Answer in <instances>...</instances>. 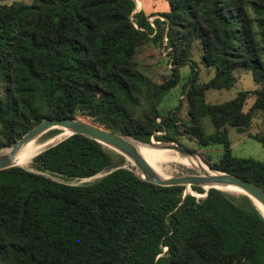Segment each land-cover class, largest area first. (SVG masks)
<instances>
[{"label": "trees", "instance_id": "trees-1", "mask_svg": "<svg viewBox=\"0 0 264 264\" xmlns=\"http://www.w3.org/2000/svg\"><path fill=\"white\" fill-rule=\"evenodd\" d=\"M166 1L160 13L137 11L136 0L0 3V149L46 117L81 114L144 142L182 134L220 145L211 167L264 189V162L233 154L230 136L264 111V0ZM149 41L171 49L174 67L162 83L138 66ZM186 65V118L179 106L162 114ZM200 65L213 71L208 81H198ZM240 70L255 88L207 100L210 90L232 89ZM250 136L264 146L263 135ZM32 160L38 171L0 170V264H264V216L248 196L192 185L207 192L197 197L185 185L155 184L79 133ZM103 172L84 184L50 176Z\"/></svg>", "mask_w": 264, "mask_h": 264}, {"label": "rangeland", "instance_id": "rangeland-1", "mask_svg": "<svg viewBox=\"0 0 264 264\" xmlns=\"http://www.w3.org/2000/svg\"><path fill=\"white\" fill-rule=\"evenodd\" d=\"M14 1L19 0H0V3H12ZM28 1V0H26ZM137 6L136 10L144 9L147 12H163L168 9V3L166 0H136ZM144 5V6H143ZM155 16H151L150 19L153 20ZM137 62L139 68L148 76H150L157 83H162L166 76L172 73V69L174 67L173 58L171 55V49L164 45H156L153 41H149L144 43L138 49ZM192 74V68L189 65L182 66L180 68V80L176 87H174L167 96L164 97L163 101L160 104V111L162 114H166L169 110L175 109L179 106L180 116L186 118V97L185 93L182 92V85L187 83L190 79V75ZM213 75V71L206 67L200 65L197 79L199 82L208 81ZM238 82L234 85V87L230 90H210L207 92V100L212 103H220L226 100L231 99L235 96V94L242 89H253L256 87L254 81L252 79V75L250 72L246 70H240L238 72ZM249 105V104H248ZM78 116H84L79 114ZM76 116V117H78ZM88 120H92L90 117L85 116ZM206 124L209 130H212V126L209 120L206 119ZM260 134L264 136V111H257L254 114L251 125L244 132H239L236 129H232L230 132L231 140H232V151L233 154L240 157H252L257 160L264 162V146L262 143L250 135ZM56 135V134H55ZM54 136V134H43L41 136L42 140H47ZM154 144L157 140L154 138ZM151 140V141H152ZM160 141V140H158ZM59 142V141H58ZM177 142L183 147L193 151L197 155V157L204 163L207 167H211V163H215L219 160L222 154V147L220 145H201L198 143L196 139H190L187 135H179ZM54 144V142H53ZM52 145V144H51ZM112 151V150H111ZM117 153V151H113ZM169 157L172 156L174 159H167L161 162V168L163 173L168 175L169 177L173 175H178L182 173H198L194 167H191L188 164L182 162L178 157V153H176L173 149L168 148ZM165 155V156H166ZM126 159V158H125ZM33 160L29 162L26 166H21L30 170L38 171L33 166ZM20 166V165H19ZM124 166H133L136 167L133 163L129 161H125ZM213 169V168H212ZM107 172L99 173L90 178L83 179H66L58 175H50L51 177L68 182L71 184H84L88 182L95 181L96 179L102 177ZM187 188V187H186ZM187 192H191L197 197H204L205 193H199L194 191L193 189H187ZM229 193V192H228ZM231 194V193H230ZM239 197L238 195H236ZM238 202H241L240 199H237Z\"/></svg>", "mask_w": 264, "mask_h": 264}, {"label": "water", "instance_id": "water-1", "mask_svg": "<svg viewBox=\"0 0 264 264\" xmlns=\"http://www.w3.org/2000/svg\"><path fill=\"white\" fill-rule=\"evenodd\" d=\"M86 118L85 116L78 117H65V118H44L40 123L32 127L25 134H23L19 139L13 142L10 146L3 147L0 149V170L9 168L12 166H19L14 163V158L19 154V151L25 147L30 141L41 137L43 134L47 133L51 129H58V127H65L71 130V133L66 137L79 133L83 134L89 138L95 139L100 142L104 147L106 145L114 148L118 153L122 154L125 158H130L136 168H138L141 172H136L143 179L153 182L155 184L163 185V186H171V185H185L187 193V189H192V185L201 186L206 191L209 188H218L223 190L218 185H234L242 188L248 194V197L252 200V202L256 205V207L260 210L262 215L264 216V212L259 207L258 204L264 207V189L257 184L239 177L237 175L228 173L226 171L212 169L209 167V170L218 172L217 174H209V173H182L178 175H173L169 179L161 178L153 167L142 157V155L137 150L136 145L133 141L137 143H143L147 145H155L154 140L151 142L141 141L131 135L123 134L119 131H114L101 125L99 123L94 122L93 120H83ZM65 137V138H66ZM64 139V138H63ZM62 139V140H63ZM154 139V138H152ZM61 141V140H60ZM165 145L167 148H171L178 152L181 155H196L191 150L183 147L177 142L172 141H158ZM58 142L47 146L43 150L57 144ZM8 149L7 152H2V150ZM41 150L40 152H42ZM39 152V153H40ZM206 186H208L206 188ZM224 191V190H223ZM207 195V192L204 196Z\"/></svg>", "mask_w": 264, "mask_h": 264}, {"label": "bare ground", "instance_id": "bare-ground-1", "mask_svg": "<svg viewBox=\"0 0 264 264\" xmlns=\"http://www.w3.org/2000/svg\"><path fill=\"white\" fill-rule=\"evenodd\" d=\"M83 120L86 121L87 118H83ZM58 129L60 130V132H58L56 135L52 136L51 138H49L47 140H42L41 137H39V138H36V139L30 141L25 147H23L19 151V154L17 156H15L14 163L16 165L26 166L29 162H31V160L34 158V156H36L41 150H43L47 146L53 144V142L56 143V142L62 140L63 138H65L67 135H69L71 133V130L68 128H65V127H58ZM133 143L136 145L137 150L142 155V157L153 167V169L156 171V173L161 178L169 179L172 177V176L169 177L168 175L164 174L163 170L161 168V162L163 160L174 159V158H172V156L169 157L168 155H166V154H168V148L165 147L164 144H162L160 142H156L155 145L151 146V145H147V144H143V143H137L135 141H133ZM106 148H108L109 150H112V151H116L114 148H112L108 145H106ZM7 151H8V149L2 150V152H7ZM176 153H178V152H176ZM178 156H179L178 158L182 162L190 165L191 167H194L197 171H199L198 174L199 173L200 174H202V173L215 174L216 173L214 171L209 170V167H207V165L205 166L204 163L197 157V155H181V154H179ZM126 159L130 163L134 164V162L130 158H126ZM135 171L141 174L140 170L136 167H135ZM218 186L221 187L224 191L229 192L233 195L248 196L247 192L238 186H234L231 184H229V185L220 184ZM207 187L208 186H206V188ZM258 205L262 209V211L264 212V207L260 204H258Z\"/></svg>", "mask_w": 264, "mask_h": 264}]
</instances>
